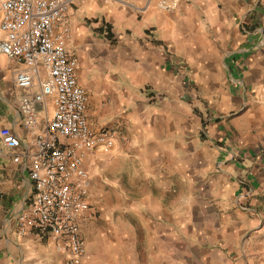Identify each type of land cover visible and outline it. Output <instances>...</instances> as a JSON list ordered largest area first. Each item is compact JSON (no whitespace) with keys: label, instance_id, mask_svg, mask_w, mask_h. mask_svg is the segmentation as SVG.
I'll list each match as a JSON object with an SVG mask.
<instances>
[{"label":"crops","instance_id":"0c3cea01","mask_svg":"<svg viewBox=\"0 0 264 264\" xmlns=\"http://www.w3.org/2000/svg\"><path fill=\"white\" fill-rule=\"evenodd\" d=\"M68 23L89 126L110 142L83 160L81 264H264V0H72ZM21 68L0 55V127L26 138ZM37 109L41 129L51 100ZM30 191L0 156V264H65L17 233Z\"/></svg>","mask_w":264,"mask_h":264},{"label":"built area","instance_id":"2783aa9c","mask_svg":"<svg viewBox=\"0 0 264 264\" xmlns=\"http://www.w3.org/2000/svg\"><path fill=\"white\" fill-rule=\"evenodd\" d=\"M183 1L188 0H156V6L173 12ZM71 2L0 0V55L24 66L16 71L14 89L28 132L20 138L9 127H0V156L21 164L30 182L28 204L16 216L17 233H35L66 254L65 264H81V226L90 209L83 160L98 144L110 142L106 132L95 134L88 123V96L77 81V60L68 49ZM39 64L45 72L42 79ZM48 99L50 119L37 129V107Z\"/></svg>","mask_w":264,"mask_h":264},{"label":"rangeland","instance_id":"374dc122","mask_svg":"<svg viewBox=\"0 0 264 264\" xmlns=\"http://www.w3.org/2000/svg\"><path fill=\"white\" fill-rule=\"evenodd\" d=\"M8 67L11 69V68L13 67V65L11 64V65H9ZM8 67H7V68H8ZM9 68H8V69H9ZM8 69L4 68L3 70L6 71V70H8ZM262 241H263V243H264V239H263Z\"/></svg>","mask_w":264,"mask_h":264}]
</instances>
